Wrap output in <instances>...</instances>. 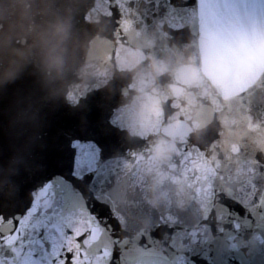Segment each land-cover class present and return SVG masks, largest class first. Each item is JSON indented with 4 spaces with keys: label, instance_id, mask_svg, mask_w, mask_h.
Masks as SVG:
<instances>
[{
    "label": "water",
    "instance_id": "95a60500",
    "mask_svg": "<svg viewBox=\"0 0 264 264\" xmlns=\"http://www.w3.org/2000/svg\"><path fill=\"white\" fill-rule=\"evenodd\" d=\"M0 264H264V0H0Z\"/></svg>",
    "mask_w": 264,
    "mask_h": 264
},
{
    "label": "snow or ice",
    "instance_id": "6c2138e0",
    "mask_svg": "<svg viewBox=\"0 0 264 264\" xmlns=\"http://www.w3.org/2000/svg\"><path fill=\"white\" fill-rule=\"evenodd\" d=\"M6 219V218H4ZM65 259H71V257L68 254H65Z\"/></svg>",
    "mask_w": 264,
    "mask_h": 264
}]
</instances>
